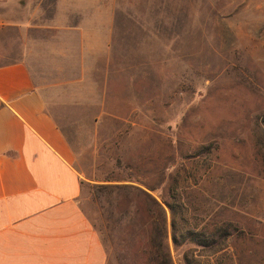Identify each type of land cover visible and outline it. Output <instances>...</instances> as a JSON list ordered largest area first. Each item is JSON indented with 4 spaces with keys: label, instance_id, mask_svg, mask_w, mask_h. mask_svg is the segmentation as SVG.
<instances>
[{
    "label": "rangeland",
    "instance_id": "obj_1",
    "mask_svg": "<svg viewBox=\"0 0 264 264\" xmlns=\"http://www.w3.org/2000/svg\"><path fill=\"white\" fill-rule=\"evenodd\" d=\"M115 12L108 55L67 50L54 107L108 264H147L153 231L145 198L114 183L176 205L164 202L174 264H264V0H115Z\"/></svg>",
    "mask_w": 264,
    "mask_h": 264
},
{
    "label": "crops",
    "instance_id": "obj_2",
    "mask_svg": "<svg viewBox=\"0 0 264 264\" xmlns=\"http://www.w3.org/2000/svg\"><path fill=\"white\" fill-rule=\"evenodd\" d=\"M115 20V0H0V264H108L54 107L67 50L108 55Z\"/></svg>",
    "mask_w": 264,
    "mask_h": 264
},
{
    "label": "trees",
    "instance_id": "obj_3",
    "mask_svg": "<svg viewBox=\"0 0 264 264\" xmlns=\"http://www.w3.org/2000/svg\"><path fill=\"white\" fill-rule=\"evenodd\" d=\"M104 187L117 190L132 191L134 190L136 196H143L147 203L145 212L143 214L144 221L143 226L153 225V231L150 234L149 242L145 246L147 252L150 256L147 260V264H174L170 255L169 245H168V215L166 205L174 213L176 205L173 202L164 199V202L157 199L148 189L141 187L139 185H131L128 183H114L112 185H105ZM155 206L159 213L156 219L153 218L152 206ZM173 225L176 224L173 218ZM176 239V234L174 235Z\"/></svg>",
    "mask_w": 264,
    "mask_h": 264
}]
</instances>
